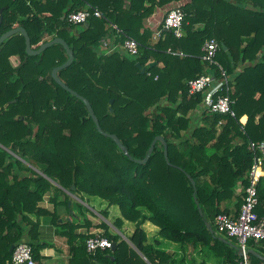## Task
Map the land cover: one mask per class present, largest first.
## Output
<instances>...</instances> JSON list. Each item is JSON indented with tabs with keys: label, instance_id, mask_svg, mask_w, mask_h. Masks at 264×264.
Instances as JSON below:
<instances>
[{
	"label": "trees",
	"instance_id": "1",
	"mask_svg": "<svg viewBox=\"0 0 264 264\" xmlns=\"http://www.w3.org/2000/svg\"><path fill=\"white\" fill-rule=\"evenodd\" d=\"M172 1L181 0H0V34L22 26L32 48L54 37L66 41L74 59L57 72L59 78L88 99L101 129L115 134L127 149L124 153L99 133L83 101L52 78V68L67 59L62 45L30 56L21 34L3 41L0 264L10 258V245L22 241L26 227L35 224L30 214L54 215L38 206L47 191L86 194L117 206L124 219L135 223L130 240L150 264L175 260L172 252L147 242L142 228L146 221L158 227L163 239L192 250L201 246L223 264H239L237 240L217 232L215 217L239 213L253 163L249 143L264 140V0H189L179 5L184 34L176 37L162 24L153 40L146 19ZM86 4L103 16L90 10L86 22H70L69 13ZM113 25L143 45L139 56L101 50L103 38L123 40ZM210 38L218 42L215 60L229 76L234 116L206 111L196 116L204 95L187 92L189 79L203 73L221 75L218 65L201 59ZM148 60L155 64L141 73L136 63L145 66ZM156 135L167 143L168 160L157 141L145 163L135 162L144 158ZM256 191L254 211L264 219V175ZM228 202L233 203V214ZM61 225L72 229L75 224ZM91 235L73 247L80 261L71 264H123L122 253L129 264L134 259L147 264L119 235L106 231L100 235L116 248L88 253L85 239ZM29 244L36 259L37 247ZM247 247L264 257V240L249 239ZM249 260L264 264L251 253Z\"/></svg>",
	"mask_w": 264,
	"mask_h": 264
},
{
	"label": "crops",
	"instance_id": "2",
	"mask_svg": "<svg viewBox=\"0 0 264 264\" xmlns=\"http://www.w3.org/2000/svg\"><path fill=\"white\" fill-rule=\"evenodd\" d=\"M187 1L189 0L172 1L162 7H156L154 13L146 19L145 25L155 34L160 30V25L163 24L166 11ZM182 31L184 34L183 29ZM52 197H55L54 202L51 200ZM66 197L69 200L67 204H63ZM84 200L88 204H86L87 211L83 212L82 203L84 204ZM38 206L54 215H43L38 218L34 214L29 215L35 224L31 228L29 225L26 227L21 240L30 242L37 247L36 264H71V260L77 263L80 259L77 255L73 256V247L79 246L87 235L102 234L105 231L119 235L147 264H150L130 240L135 229V223L124 219L117 206L115 208L114 205H108L99 197L68 191H47L42 200L38 202ZM227 207L233 214V203L228 202ZM141 211L148 214L144 209ZM66 221L75 224L72 229L70 226L67 228L61 225ZM142 228L146 233L147 242L152 243L157 249L174 254V264H202V262L204 264H223L221 259L214 254L204 252L201 246L192 250L188 245L182 246L163 239L158 234V227L149 221L143 223ZM121 259L123 264H129L126 254L122 253ZM91 264H100V262L93 260ZM133 264L140 263L134 259Z\"/></svg>",
	"mask_w": 264,
	"mask_h": 264
},
{
	"label": "built area",
	"instance_id": "3",
	"mask_svg": "<svg viewBox=\"0 0 264 264\" xmlns=\"http://www.w3.org/2000/svg\"><path fill=\"white\" fill-rule=\"evenodd\" d=\"M92 11L94 16L102 17L101 12L90 4L82 10L71 12L68 15V20L74 24L86 22ZM184 12L180 6H174L166 11L163 26L165 29L172 31L174 36L180 37L183 34L182 22ZM113 27L116 32L123 37L122 42H115L114 38H103L100 48L105 53L113 51L124 52L131 56H139L140 48L143 46L139 41L127 35L115 25ZM147 47V46H145ZM149 48V47H147ZM219 49V44L215 39H207L202 47L201 59L209 64L218 65L215 57ZM151 62L148 60L146 66ZM221 75L215 77L212 73H203L199 76L189 79L186 83L187 92L190 95L203 93L202 100L197 104L196 112L202 113H220L234 116L233 99L229 95L228 81L229 76L218 65ZM226 93H222V90ZM250 149L253 154V163L249 172V184L246 187V195L237 215L220 213L215 217V225L218 233H224L228 237H233L237 240V250L241 252L239 264H251L249 260V252L247 241L249 239L264 240V219L259 218L254 211L257 204L256 188L258 180L264 175V140L259 144H254L250 141ZM112 242L100 234H93L85 239V248L88 253H95L97 250L110 249ZM4 264H36L33 257L32 247L28 242L19 241L14 244L10 258L5 260Z\"/></svg>",
	"mask_w": 264,
	"mask_h": 264
},
{
	"label": "water",
	"instance_id": "4",
	"mask_svg": "<svg viewBox=\"0 0 264 264\" xmlns=\"http://www.w3.org/2000/svg\"><path fill=\"white\" fill-rule=\"evenodd\" d=\"M2 8H0V24L2 22ZM16 33H19L21 34L23 37H24V41H25V52L27 53V55H37L39 53H41L43 50H45L47 47L53 45V44H60L63 46V48L65 49V52L67 54V59L60 65L58 66H55L54 68H52L51 70V76L52 78L54 79V81L60 85L63 89L67 90L68 92H70L71 94H73L74 96H76L77 98H79L80 100L83 101V103L85 104L86 108H87V111L89 112V115L91 116L93 122L95 123V126H96V129L98 130L99 133H101L102 135L104 136H107L109 138H111L115 143L116 145L120 148V150H122L124 153H127V149L126 147L122 144L121 140L113 133H108V132H105L101 129L100 125H99V122H98V119L91 107V104L90 102L88 101V99H86L85 97L81 96L80 94H78L76 91L72 90L71 88H69L58 76L57 72L62 69V68H65L67 66H69L73 59H74V55H73V50L68 46V44L66 43V41L60 37H54L50 40H47L43 43H41L39 45L38 48H32L31 47V43H30V37L27 33V31L25 30L24 27L22 26H17L15 28H12V29H9L5 32H3L2 34H0V44L5 41L8 37H10L11 35L13 34H16ZM222 48L223 49H226V46L224 44H221ZM155 64V62H151L149 63V67L153 66ZM136 66L138 69L141 70V73H144V70H145V67L144 66H141L140 63H136ZM112 101V100H110ZM14 102V100H13ZM160 142L162 145H163V153H164V157H165V160L167 161L168 160V157H167V143L164 139L163 136L161 135H156L153 140L151 141L149 147H148V150L144 156V158L142 159H134L135 162L137 163H140V164H143L145 163L151 152L153 151V148H154V145L156 142ZM190 182L194 188V192H193V197H194V200L196 202V204H198V201L196 200L195 198V182L192 178H190ZM74 185L71 186V189H74ZM199 212L201 213V210L199 209ZM208 225V224H207ZM209 229L211 230V228L209 227ZM220 239H223L222 237H220ZM13 247H14V244H11L10 247H9V251L12 252L13 250ZM116 247V243H112V246H111V250L113 251ZM248 252L255 255L256 257H259L260 259L264 260V257L262 255H260L259 253H257L255 250H252V249H248ZM238 255L241 254L240 251L237 252Z\"/></svg>",
	"mask_w": 264,
	"mask_h": 264
},
{
	"label": "rangeland",
	"instance_id": "5",
	"mask_svg": "<svg viewBox=\"0 0 264 264\" xmlns=\"http://www.w3.org/2000/svg\"><path fill=\"white\" fill-rule=\"evenodd\" d=\"M175 6H178V5H175ZM183 35V34H182ZM159 37V32H156L155 34L153 33L152 34V38H153V40H157V38ZM196 110L198 111V109L196 108L195 110H194V113H196V116L197 115H200L201 113H199L198 114V112H196ZM86 204H88V202L86 201V200H84V204L82 203V211L84 212V211H87L86 210V208H87V205ZM115 206V205H114ZM73 207V206H72ZM115 208H117L116 206H115ZM114 208V209H115Z\"/></svg>",
	"mask_w": 264,
	"mask_h": 264
}]
</instances>
